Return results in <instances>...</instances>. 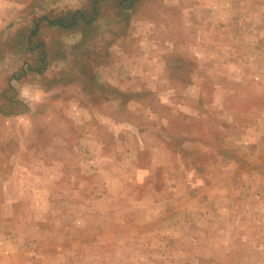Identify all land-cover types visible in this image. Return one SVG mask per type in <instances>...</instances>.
<instances>
[{
    "label": "rangeland",
    "instance_id": "1",
    "mask_svg": "<svg viewBox=\"0 0 264 264\" xmlns=\"http://www.w3.org/2000/svg\"><path fill=\"white\" fill-rule=\"evenodd\" d=\"M0 264H264V0H0Z\"/></svg>",
    "mask_w": 264,
    "mask_h": 264
},
{
    "label": "trees",
    "instance_id": "2",
    "mask_svg": "<svg viewBox=\"0 0 264 264\" xmlns=\"http://www.w3.org/2000/svg\"><path fill=\"white\" fill-rule=\"evenodd\" d=\"M76 22H77V21H75L73 24H76ZM63 24H64V23H63V20L61 19V20H60V25H63Z\"/></svg>",
    "mask_w": 264,
    "mask_h": 264
}]
</instances>
